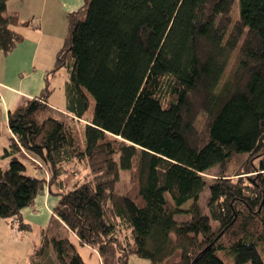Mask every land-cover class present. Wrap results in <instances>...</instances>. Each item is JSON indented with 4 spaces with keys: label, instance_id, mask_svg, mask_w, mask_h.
Masks as SVG:
<instances>
[{
    "label": "trees",
    "instance_id": "trees-1",
    "mask_svg": "<svg viewBox=\"0 0 264 264\" xmlns=\"http://www.w3.org/2000/svg\"><path fill=\"white\" fill-rule=\"evenodd\" d=\"M8 1L0 0L2 55L24 38ZM83 8L65 15L44 87L7 113L16 142L3 149L0 218L29 230L21 212L46 186L66 235L42 229L40 246L51 241L58 264H86L75 242L100 264L132 255L168 264L177 251L176 264H264V0H85ZM62 68L60 110L49 103V77ZM20 150L47 177L26 174ZM73 163L84 174L70 180ZM123 169L129 186L118 193ZM189 200V217L178 221Z\"/></svg>",
    "mask_w": 264,
    "mask_h": 264
},
{
    "label": "crops",
    "instance_id": "crops-1",
    "mask_svg": "<svg viewBox=\"0 0 264 264\" xmlns=\"http://www.w3.org/2000/svg\"><path fill=\"white\" fill-rule=\"evenodd\" d=\"M30 1L31 5L34 4L38 8V12L42 15L51 3L57 12H62L64 14V17L66 13L78 10L79 8H74L80 2L79 0ZM11 10L8 1L7 11ZM33 19L30 21L31 25L25 28L24 32L17 29L23 34V40L18 43L10 53L6 55L0 54V119L4 122L3 128L1 127L0 129V138L3 132L7 138L5 143L0 147L2 152L3 149L8 148L12 142H16L14 135L7 125V113L24 106L28 99L34 97L41 91L45 84L46 71L53 65L52 63L50 68L46 65H36L37 55L41 46L43 44H47L48 46L47 49L44 48V52L41 54V57H45L46 59L48 58V54L53 56L56 42L52 39V37H55L53 31L48 28H42V22L39 23V25L34 24ZM58 49H55L56 52ZM56 74L57 73L49 77L50 86L52 88V93L49 96V103L53 107L63 110V84L65 77H63L62 81L59 80L56 82ZM17 153L26 154L23 150ZM44 176L47 177L46 174ZM57 199V196L48 193L47 187L45 186L44 189L37 194L33 204L25 207L21 212L23 220L31 226L28 231L32 233L33 244L36 248L41 243V230H45L44 228H47L50 224L52 208ZM13 219L14 218H0V264H31L27 251L21 249L18 245V241H20L18 240L20 231L24 230H18L16 225L12 222ZM15 240H17L16 242L18 244L15 243ZM21 241L24 242L23 239ZM95 254L98 264H100L98 254L96 252Z\"/></svg>",
    "mask_w": 264,
    "mask_h": 264
},
{
    "label": "rangeland",
    "instance_id": "rangeland-1",
    "mask_svg": "<svg viewBox=\"0 0 264 264\" xmlns=\"http://www.w3.org/2000/svg\"><path fill=\"white\" fill-rule=\"evenodd\" d=\"M79 1H80L79 4L74 9H78V8L80 9L81 7L83 8L85 0H79ZM9 8L12 9L11 11H17V13L21 16L23 26L18 27L17 29L24 32L25 28L31 25L30 21L34 18L33 19L34 24L39 25V23L42 22L41 25L42 28H48L53 31L55 37H52V39L54 42H56L55 49H58L60 47L63 38L65 37V35H67V22L65 20L64 14L62 12H57L51 3L48 5L43 15L38 12V8L34 4L31 5L30 0H9ZM47 47H48L47 44H43L41 46V49L37 55L36 65L39 66L46 65L48 68H50L53 63L56 50L54 49L53 56H50L48 54V58L46 59L45 57L42 58L41 54L42 52H44V48L47 49ZM63 77H65L64 79H66L67 73L66 70L62 68L56 74V82L59 80L62 81ZM3 125L4 122H2V120L0 119V129L1 127L3 128ZM6 139L7 138L5 137L3 132L0 138V147L5 143ZM2 154L3 152L0 148V167L4 169L8 166L9 157H4ZM16 157L25 164L26 174L34 175V176H41L45 174L48 175L47 170L45 169L44 165L41 163L40 160L23 153H17ZM243 158L244 155H238L232 161L234 162L233 166L235 167ZM69 165H71L72 169H75V174H77V175L70 174L68 176L70 180H74L76 179V177H81L84 174L82 165H79L78 163H73ZM38 166L40 167L43 166L42 170H40ZM217 170H218L217 167H213L209 171L207 177H211L214 173H217ZM128 186H129V171L123 169L120 171V178L119 181L115 184L114 189L118 193H122ZM207 196H208V190H205L198 197L197 202L203 207L205 206ZM192 203L193 201L189 200L180 206L181 212L176 216L178 221L184 220L189 217L188 210L190 209ZM63 228L64 227L62 225H58L57 222L51 219L49 228H44V229L47 236L51 238L52 236L61 237L63 234H65ZM22 239L24 242L21 241ZM18 240H20L18 241L19 244L16 242L17 240H15V243L18 244L19 247H21V249L27 251V255L30 259L31 264H58V260L51 241H49L48 244L43 248H41L40 246L41 243L36 248L35 245L33 244L32 233L28 230L20 231V237ZM75 243L78 252L80 253L83 260L86 262V264H98L96 254L90 247L82 246L77 242ZM178 254L179 252L177 251L176 254L172 255L170 258H167L166 262L168 264H176L177 261L179 260ZM129 264H149V260L132 255L130 257Z\"/></svg>",
    "mask_w": 264,
    "mask_h": 264
},
{
    "label": "built area",
    "instance_id": "built-area-1",
    "mask_svg": "<svg viewBox=\"0 0 264 264\" xmlns=\"http://www.w3.org/2000/svg\"><path fill=\"white\" fill-rule=\"evenodd\" d=\"M12 222L14 223V222H15V220L13 219V220H12Z\"/></svg>",
    "mask_w": 264,
    "mask_h": 264
}]
</instances>
